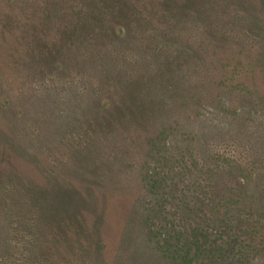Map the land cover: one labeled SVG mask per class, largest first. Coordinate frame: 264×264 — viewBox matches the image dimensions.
I'll list each match as a JSON object with an SVG mask.
<instances>
[{
	"label": "rangeland",
	"instance_id": "374dc122",
	"mask_svg": "<svg viewBox=\"0 0 264 264\" xmlns=\"http://www.w3.org/2000/svg\"><path fill=\"white\" fill-rule=\"evenodd\" d=\"M168 124L187 131L188 165L221 158L216 200L239 185L264 195V0H0L11 264L37 259L29 240L47 251L41 264H175L145 223L149 140ZM249 214L258 238L264 221Z\"/></svg>",
	"mask_w": 264,
	"mask_h": 264
},
{
	"label": "trees",
	"instance_id": "16d2710c",
	"mask_svg": "<svg viewBox=\"0 0 264 264\" xmlns=\"http://www.w3.org/2000/svg\"><path fill=\"white\" fill-rule=\"evenodd\" d=\"M181 127L174 133L176 125L168 124L149 140L151 148L147 153L143 174L145 186L153 197L146 206L148 215L145 223L149 228V237L155 247L175 264H247L249 254L264 253V225L260 226L262 233L256 238L250 225H245L244 217L250 215L251 211L253 216L259 215L264 221V195L239 185L237 193L221 194L218 200L212 197L215 192L211 180L217 174L216 166L221 167V158H213V166L188 165L186 158L192 149L183 144L187 131ZM173 135L176 138L170 141ZM226 163V167L237 169L232 161ZM184 177L189 178L188 186L182 182ZM208 190L209 193L206 192ZM174 207L177 214L183 213L180 219L170 213ZM205 207L208 211L201 219L199 213ZM221 210L224 211L222 214ZM212 214L215 220L208 218ZM162 215L167 219L158 220ZM9 219L6 218V221ZM184 221L187 222L186 226ZM249 222L258 226L255 217H251ZM209 224L216 231L215 235L209 231L212 228ZM20 229L25 231L23 226ZM30 245L37 257L31 263L36 264L35 260L37 264L46 261L49 256L47 251L31 243V240ZM8 249L9 243H0V250L3 251L0 264H11L12 259L5 254ZM198 258L202 261L197 262Z\"/></svg>",
	"mask_w": 264,
	"mask_h": 264
}]
</instances>
